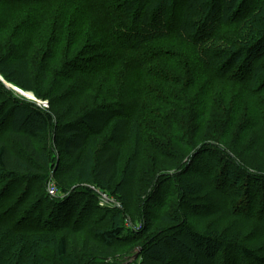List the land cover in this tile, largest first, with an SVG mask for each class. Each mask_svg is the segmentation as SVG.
<instances>
[{
    "label": "trees",
    "instance_id": "trees-1",
    "mask_svg": "<svg viewBox=\"0 0 264 264\" xmlns=\"http://www.w3.org/2000/svg\"><path fill=\"white\" fill-rule=\"evenodd\" d=\"M6 32L7 60L26 44L37 69L60 66L61 85L43 73L38 97L84 85L67 116L10 89L0 107V264H264V205L237 210L264 185V0H0ZM145 110L153 124L139 123ZM241 115L255 123L237 134ZM210 151L223 179L190 194ZM222 222L257 223L254 237H226Z\"/></svg>",
    "mask_w": 264,
    "mask_h": 264
},
{
    "label": "rangeland",
    "instance_id": "rangeland-1",
    "mask_svg": "<svg viewBox=\"0 0 264 264\" xmlns=\"http://www.w3.org/2000/svg\"><path fill=\"white\" fill-rule=\"evenodd\" d=\"M44 28L46 29V27H44ZM11 39H12V33H8V32L0 33V70L3 71V73L0 72V80H1V82H3V83H0V107H2V105H4L5 102L7 101L6 99H7V95H9V89H10V90L14 91L15 95H17L19 98L26 99L27 101H30V102H34V103H36L37 105H39L43 109L50 110V109H52V102L53 101H56L57 103L59 102V106H57V110L59 112L64 111L65 115H66V111L72 105V101L69 100V96H71V93L73 92V90L76 87L83 86L84 82H82V81H76L75 82L73 80L70 81L69 78L66 77L67 78L66 80H69L71 82V84H69V85L67 84V86L64 89H62L63 88L62 87L63 85H62L59 88V90H56V92L52 94L51 97H49V96H46L47 98L38 97L36 95V93H37V91L41 90L40 81H41V75L43 73H47V76L49 78V81L47 82L49 84H47V87H48V85H50V87L55 89V88H57V86L61 85L60 82H59L60 81L59 79H61V77L59 76V72H60L59 67L60 66H56V67H54L52 69H44V67L40 66L39 69H37V66L39 65V61L37 59V58H39V54H38L37 50L34 49V48L28 49L29 45L27 46L26 44L22 45L23 48H21V47L17 48V52L15 53V57H17V55L21 56V57H19L18 60L14 61L11 56L7 60L5 58L6 54L7 55L9 54V52L7 50H9V48L12 50L15 47V46L13 47L12 43L10 42ZM27 57L29 59V63L26 61ZM261 63L264 64V59L262 60ZM200 67H202L201 63H200ZM61 71L64 72L65 69H61ZM64 75L68 76V74H64ZM129 75L130 76H129L128 79L131 80V78H132V80H133L134 79L133 78L134 73L129 72ZM7 76L9 78L14 79L13 83L7 80ZM63 78H65V77H63ZM18 81H20L23 86L24 85H33L34 88H36L35 92L33 90H30V89L29 90L22 89L18 85ZM121 82H122V79H121ZM4 88H5V90H4ZM234 94H235V97L237 98L238 97L237 93L234 92ZM42 95H44V94H42ZM236 98H235V101H236ZM232 99H233V97H232ZM89 100H92V98L89 99ZM62 101L64 103H61ZM244 109H246V107ZM68 114L69 113H67V115ZM243 118H244V116L241 115L239 117L238 121H237V124H236V126H237V128H236L237 129V134L240 133V132L247 131V128L245 126H247L248 123H249L250 126H252V124L255 123V121H253L254 116L250 118V122H247V124H244V122L242 121ZM138 121H139L140 124L144 123L145 121L149 122L150 124H153L155 122L154 120L147 118L146 110L139 114ZM240 121L243 122V123H241ZM162 132H163V130H162ZM164 132H167V130L165 129ZM253 134H256L255 130H254ZM6 136L7 135L3 136V138H5ZM241 137H242V133H241ZM5 140L8 142V144L14 150L17 149V146L13 143L12 139H10L7 136L5 138ZM52 141H53V139H52ZM52 141L38 140L36 144H37V147H39V148L40 147H43V148L46 147L45 149H47V151L50 152L51 148H52V145H53ZM100 142H101V139H97L96 141H94V143H93V141L90 142L91 151H93V149H95V147ZM209 153H210L209 159L207 161L205 160L206 162L203 161V164H202L203 165L202 172L204 174L203 178H201L200 181L197 184H192V185H186L185 186V187H187L185 189V191H188L190 194L191 193H196L195 190H197V188L200 191H202L203 189H206V187H204V184L207 181V176H208L209 173H211L209 176L215 179L213 181L214 184H217L219 182V180L222 181V179H223V178H221V177H223V173H222L221 169L223 168V165H224V160H222L223 158L221 159L222 155H220V157H219V155L217 153H214L213 151H210ZM57 155L58 156H57L56 160L54 161V166L56 167V169H57V167L59 165V162H60L59 153H57ZM260 159L264 160V157H261ZM52 167H53V164H52ZM230 168H232V167H230ZM208 170H209V172L207 173ZM227 171H228V169H227ZM233 172L235 173V169H234ZM236 175H237V173H236ZM53 182L56 184V186L58 188L57 179H56V177L54 175V172H51L50 173V177L48 178V181L46 182V189H47V191H48L50 196H52L51 193H50V187L53 184ZM259 182H260V180H259ZM258 186H259V184H258ZM261 188H262V192H258V193H256L253 196L251 195L253 197V200L249 201V202H246V203H245V201H244V203H241V202L237 203V201H239L238 200L239 197H233L232 196L231 205L229 207H235V205L237 203V210L243 211L244 209H247L246 206H249L251 204V202H255V205H254L255 209H258L259 204H263L264 205V185H262ZM242 190H243V188H242ZM58 191H59V189H58ZM98 191L107 194L109 196V198L112 200L109 203H105L103 207H107L109 209L110 208L114 209V208L118 207V208L124 209V207L121 205V203L118 202L113 196H111L108 193L103 192L101 190H98ZM98 191H97V194L99 196V203H100L101 199H100V194H99ZM192 191H195V192H192ZM250 192L252 193L251 190H250ZM206 199H207V196H206ZM215 201H218L220 203V200L218 198ZM203 210L205 211V210H208V209L205 208ZM259 211H260V209L258 210L257 213H259ZM261 211H263V213H264V208H262ZM215 213H217V212H215ZM256 220H257L258 224L261 223V221L259 219H256ZM131 221H132L131 219H128L127 222H126V224H128L130 227L135 225ZM253 221H255V220H253ZM251 222H248L247 225L244 224L243 227H241L239 225H235V224L232 225L231 223L222 222L220 224V227H221L220 230H221V232L225 233L226 237H229V238H232V239L236 238L239 242L244 243L245 240H247V238H250V237L253 236L254 230H253L252 225H254V227H256L257 223L255 224V223H251ZM138 223L139 224L136 225V228H138L141 225L140 224L141 222H138ZM231 226L233 227L232 230L236 229V231L234 233H231V234L230 233L226 234L228 232H226L227 230H224V229H227V228H229ZM0 236H2V235H0Z\"/></svg>",
    "mask_w": 264,
    "mask_h": 264
},
{
    "label": "built area",
    "instance_id": "built-area-1",
    "mask_svg": "<svg viewBox=\"0 0 264 264\" xmlns=\"http://www.w3.org/2000/svg\"><path fill=\"white\" fill-rule=\"evenodd\" d=\"M98 192L100 194V199H101L100 205L101 206H104L105 203H109L110 201H112L107 194L102 193L100 191H98ZM50 193L54 197H56L59 194L58 188H57V186H56V184L54 182H53V184L50 187Z\"/></svg>",
    "mask_w": 264,
    "mask_h": 264
},
{
    "label": "water",
    "instance_id": "water-1",
    "mask_svg": "<svg viewBox=\"0 0 264 264\" xmlns=\"http://www.w3.org/2000/svg\"><path fill=\"white\" fill-rule=\"evenodd\" d=\"M139 252L140 251H138V252H136L133 256H132V258L129 260V262H134V260H136L138 257H139Z\"/></svg>",
    "mask_w": 264,
    "mask_h": 264
}]
</instances>
